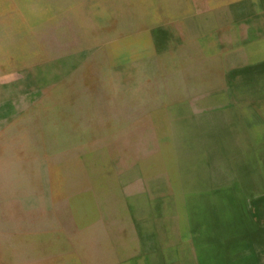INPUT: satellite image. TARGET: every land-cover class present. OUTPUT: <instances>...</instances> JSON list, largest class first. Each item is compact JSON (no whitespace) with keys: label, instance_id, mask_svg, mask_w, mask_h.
<instances>
[{"label":"rangeland","instance_id":"374dc122","mask_svg":"<svg viewBox=\"0 0 264 264\" xmlns=\"http://www.w3.org/2000/svg\"><path fill=\"white\" fill-rule=\"evenodd\" d=\"M164 1L0 0V264H198L204 223L264 196V53ZM241 15L230 46L264 37Z\"/></svg>","mask_w":264,"mask_h":264},{"label":"crops","instance_id":"0c3cea01","mask_svg":"<svg viewBox=\"0 0 264 264\" xmlns=\"http://www.w3.org/2000/svg\"><path fill=\"white\" fill-rule=\"evenodd\" d=\"M164 3L169 10L165 21H169L176 28L187 27L186 23L196 18L208 22L211 18L218 17H224L225 24L231 23L224 25V29L232 25L242 27L246 20L243 15L229 17L228 13L242 14L247 10L252 14L251 18L264 28V0H165ZM159 4L162 6L161 0H123L124 8L117 10V13L126 14V20H130L133 9L139 7L137 10L143 22L148 19L145 14L153 15L155 20L161 21L160 17L157 18V14L162 12ZM223 27H217L219 43L226 46L220 50L222 57L233 53L243 58L246 51H251L253 55L264 53V37L241 40L230 46L220 32L224 30ZM253 185L256 186V183ZM248 199L254 201L255 209L247 212V200L244 202L241 198H234L230 203L234 206V211L223 215L219 209L218 221L204 223L202 251L196 256L198 264H264V213H260L257 207L259 203L264 206V196Z\"/></svg>","mask_w":264,"mask_h":264},{"label":"bare ground","instance_id":"6f19581e","mask_svg":"<svg viewBox=\"0 0 264 264\" xmlns=\"http://www.w3.org/2000/svg\"><path fill=\"white\" fill-rule=\"evenodd\" d=\"M21 38V37H20Z\"/></svg>","mask_w":264,"mask_h":264}]
</instances>
